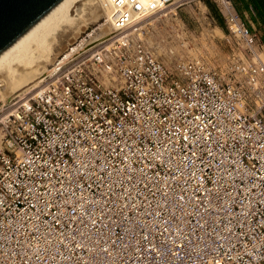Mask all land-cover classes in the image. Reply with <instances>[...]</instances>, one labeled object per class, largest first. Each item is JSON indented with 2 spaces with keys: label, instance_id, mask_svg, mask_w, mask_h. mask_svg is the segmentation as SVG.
Here are the masks:
<instances>
[{
  "label": "built area",
  "instance_id": "1",
  "mask_svg": "<svg viewBox=\"0 0 264 264\" xmlns=\"http://www.w3.org/2000/svg\"><path fill=\"white\" fill-rule=\"evenodd\" d=\"M209 1L226 73L149 41L181 0H108V35L2 103L0 264H264V44Z\"/></svg>",
  "mask_w": 264,
  "mask_h": 264
},
{
  "label": "rangeland",
  "instance_id": "2",
  "mask_svg": "<svg viewBox=\"0 0 264 264\" xmlns=\"http://www.w3.org/2000/svg\"><path fill=\"white\" fill-rule=\"evenodd\" d=\"M149 1L143 0L142 3L145 2L144 5H146ZM207 3L211 4L213 8ZM108 4V0H98L86 10V15L90 18H88V23L79 34V38L75 37L74 30L71 28H66V30L60 32L59 41L54 44L46 70L54 56L67 47H71L80 38L86 35L96 38L110 33L104 17V10L109 13ZM204 5L206 8H204ZM146 29L148 30L146 36L149 41L157 46L158 53L168 64L172 63L174 56L178 54L201 56L210 65L226 73L230 67L232 57L236 53L238 54L237 45L231 38L227 39L225 25L214 3L209 0H205L203 3L193 0H181L176 9L168 13L163 11L148 20ZM6 86L0 87L2 93H0V108L3 102L16 93L26 92L35 87L21 88L22 90L17 92L8 90L9 88ZM9 91L12 93H9Z\"/></svg>",
  "mask_w": 264,
  "mask_h": 264
},
{
  "label": "bare ground",
  "instance_id": "3",
  "mask_svg": "<svg viewBox=\"0 0 264 264\" xmlns=\"http://www.w3.org/2000/svg\"><path fill=\"white\" fill-rule=\"evenodd\" d=\"M95 1L98 2V0H61L3 51L0 54V87L7 85L8 90L18 92L22 90L21 88L36 86L50 61L54 44L59 41L60 32L71 28L75 37H79L90 18L87 17L86 10ZM142 1L140 0L141 3ZM107 15L108 11L104 10V17ZM10 91L9 93H12Z\"/></svg>",
  "mask_w": 264,
  "mask_h": 264
},
{
  "label": "water",
  "instance_id": "4",
  "mask_svg": "<svg viewBox=\"0 0 264 264\" xmlns=\"http://www.w3.org/2000/svg\"><path fill=\"white\" fill-rule=\"evenodd\" d=\"M61 0H0V54Z\"/></svg>",
  "mask_w": 264,
  "mask_h": 264
},
{
  "label": "crops",
  "instance_id": "5",
  "mask_svg": "<svg viewBox=\"0 0 264 264\" xmlns=\"http://www.w3.org/2000/svg\"><path fill=\"white\" fill-rule=\"evenodd\" d=\"M242 19L260 36L264 44V0H233Z\"/></svg>",
  "mask_w": 264,
  "mask_h": 264
},
{
  "label": "trees",
  "instance_id": "6",
  "mask_svg": "<svg viewBox=\"0 0 264 264\" xmlns=\"http://www.w3.org/2000/svg\"><path fill=\"white\" fill-rule=\"evenodd\" d=\"M211 8H213L212 6H211V4H209V3H207ZM217 16V15H216Z\"/></svg>",
  "mask_w": 264,
  "mask_h": 264
}]
</instances>
